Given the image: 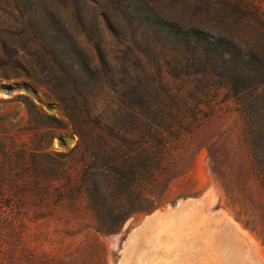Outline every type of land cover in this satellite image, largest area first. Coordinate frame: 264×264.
Returning a JSON list of instances; mask_svg holds the SVG:
<instances>
[{"label":"rangeland","instance_id":"obj_1","mask_svg":"<svg viewBox=\"0 0 264 264\" xmlns=\"http://www.w3.org/2000/svg\"><path fill=\"white\" fill-rule=\"evenodd\" d=\"M148 1L159 15L183 27H198L264 50V17L257 8L264 9V0ZM15 4L20 12L12 11ZM46 11L64 20L95 63L93 43L100 41L116 82L133 70L130 62L145 48L157 52L149 45L150 36L109 0H0V166L4 174L0 202L10 201L2 207L5 213L19 212L24 217L19 224L22 243L14 247L5 230V264H10L13 249L22 260V245L27 243L49 257L67 253L70 264L83 253L86 264H118L128 233L136 225L158 214L157 210L160 219H169L166 215L177 209L225 215L232 230L238 228L246 236L240 259L233 258L231 264H264V189L245 141L237 102L222 90L213 111L206 114V99L199 98L203 103L198 121L191 115L195 103L191 98L168 106L169 110L178 107L179 113L136 115L132 109L141 112V105L133 99H117L116 88L101 83L88 94L89 113L73 119L80 128L77 133L44 77L29 68L30 56L23 66L1 63L15 49L18 56L25 55L26 16L32 13V19L42 23ZM160 69L166 78L172 77L163 62ZM33 76H40L42 83H33ZM13 84L31 86L34 95L2 89ZM24 97L66 127H35ZM42 152L51 154L54 162H46L39 156ZM59 162H65V177L56 175L51 181L42 175L31 177ZM29 182L38 184L29 186ZM14 195L22 205H14ZM89 199L99 203L102 221Z\"/></svg>","mask_w":264,"mask_h":264},{"label":"trees","instance_id":"obj_2","mask_svg":"<svg viewBox=\"0 0 264 264\" xmlns=\"http://www.w3.org/2000/svg\"><path fill=\"white\" fill-rule=\"evenodd\" d=\"M109 1L124 18L140 26L150 36L149 45L154 50L157 49L155 54L150 47L144 49L143 55L137 54L130 62L133 70L123 73L120 82H116L111 75L100 41L93 43V50L98 58V63H95L64 20L52 11L45 12L42 23L32 19V13L26 16L23 26L27 38L22 48L25 55L18 56L19 50L15 49L1 63L23 66L26 56H30L29 68L44 77V82L49 85V91L59 102L63 115L71 121L77 133H80V128L74 124L73 119L81 112L89 113L88 94L97 84L115 87L117 99H133L136 104L141 105V112L132 109L136 115L155 113L164 116L173 111L179 113L178 107L169 110L168 106L185 102L189 98L195 99L191 115L197 121L203 103L200 99H206L204 105L209 109L208 114L213 111V103L219 92L225 90L227 98H232L239 105L245 124V141L250 145L251 157L264 189V50L240 45L231 38L216 36L198 27L186 28L169 21L159 15L148 0ZM257 8L264 17V9L260 6ZM14 10L20 12L16 4L12 11ZM105 20L107 26L113 29L110 20L107 17ZM161 62L168 67L171 78L164 76L160 69ZM32 79L33 83H42L40 76H33ZM24 104L35 127H66L61 119L46 114L28 97H24ZM54 154L65 155L58 152ZM39 156L44 157L46 162H54L49 153L42 152ZM58 164L57 167L51 165L31 173V177L36 179L42 175L47 181L65 177V162ZM1 170L0 166V194L4 176ZM79 182L80 186L84 184L82 177ZM37 184L38 182L28 183L29 186ZM13 199L15 206L23 204L16 195ZM9 203L10 201H6L4 205L0 202V264H5L7 258L5 230L10 232L14 247L24 240L22 227L19 226L24 217L19 212L9 214L2 210ZM88 204L94 209L98 221H102L99 203L89 199ZM95 229L101 232L97 226ZM22 248L23 259L17 258L13 249L10 264H70L66 260L67 253L49 257L45 250L29 243L23 244ZM79 255L80 258H76L71 264H86L84 253L83 257Z\"/></svg>","mask_w":264,"mask_h":264},{"label":"crops","instance_id":"obj_3","mask_svg":"<svg viewBox=\"0 0 264 264\" xmlns=\"http://www.w3.org/2000/svg\"><path fill=\"white\" fill-rule=\"evenodd\" d=\"M157 213L128 233L118 264H231L240 259L246 236L232 230L225 215L177 209L160 219Z\"/></svg>","mask_w":264,"mask_h":264},{"label":"water","instance_id":"obj_4","mask_svg":"<svg viewBox=\"0 0 264 264\" xmlns=\"http://www.w3.org/2000/svg\"><path fill=\"white\" fill-rule=\"evenodd\" d=\"M2 89L8 93L12 92L15 89L23 90V91L30 93L31 95H34V91H33L32 87L27 85V84L3 85Z\"/></svg>","mask_w":264,"mask_h":264}]
</instances>
